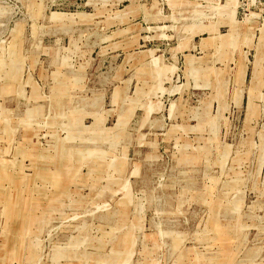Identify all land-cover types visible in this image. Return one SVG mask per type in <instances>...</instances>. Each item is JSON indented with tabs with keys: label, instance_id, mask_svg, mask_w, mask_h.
Listing matches in <instances>:
<instances>
[{
	"label": "rangeland",
	"instance_id": "1",
	"mask_svg": "<svg viewBox=\"0 0 264 264\" xmlns=\"http://www.w3.org/2000/svg\"><path fill=\"white\" fill-rule=\"evenodd\" d=\"M0 264H264V0H0Z\"/></svg>",
	"mask_w": 264,
	"mask_h": 264
}]
</instances>
